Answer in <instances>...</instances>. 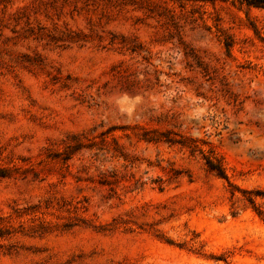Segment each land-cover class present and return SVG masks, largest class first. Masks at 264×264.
<instances>
[{"label":"rangeland","instance_id":"1","mask_svg":"<svg viewBox=\"0 0 264 264\" xmlns=\"http://www.w3.org/2000/svg\"><path fill=\"white\" fill-rule=\"evenodd\" d=\"M0 173V264H264V7L0 0Z\"/></svg>","mask_w":264,"mask_h":264},{"label":"trees","instance_id":"2","mask_svg":"<svg viewBox=\"0 0 264 264\" xmlns=\"http://www.w3.org/2000/svg\"><path fill=\"white\" fill-rule=\"evenodd\" d=\"M193 1H215V0H193ZM241 3H245L249 6L264 7V0H237ZM226 49L229 50L230 44H225ZM142 138L146 141H158L160 137L150 136L148 133L142 134ZM79 144V142H77ZM205 166L207 170L220 178H227L225 168L221 159L212 153L204 157ZM0 176H6L4 173H0Z\"/></svg>","mask_w":264,"mask_h":264}]
</instances>
